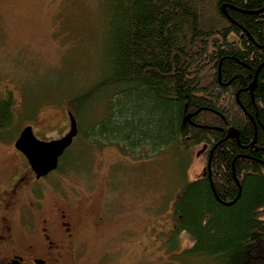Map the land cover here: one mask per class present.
I'll list each match as a JSON object with an SVG mask.
<instances>
[{
  "label": "trees",
  "instance_id": "16d2710c",
  "mask_svg": "<svg viewBox=\"0 0 264 264\" xmlns=\"http://www.w3.org/2000/svg\"><path fill=\"white\" fill-rule=\"evenodd\" d=\"M98 1L107 71L67 101L78 126L110 94L84 137L130 156L205 146L204 173L174 204L172 247L186 232L185 259L264 264V0ZM10 94L0 130L15 119Z\"/></svg>",
  "mask_w": 264,
  "mask_h": 264
},
{
  "label": "rangeland",
  "instance_id": "374dc122",
  "mask_svg": "<svg viewBox=\"0 0 264 264\" xmlns=\"http://www.w3.org/2000/svg\"><path fill=\"white\" fill-rule=\"evenodd\" d=\"M98 2L0 0V97L11 93L15 118L0 130V188L15 167L29 166L15 148L23 128L32 126L42 140L64 136L70 130L67 101L106 75ZM109 94L87 103L79 118L82 133L39 182L45 216L56 218V205L63 203L76 218L66 264H211L180 255L194 244L188 233L170 243L174 204L204 173L205 146L190 154L176 146L130 156L116 145H95L84 134L102 116Z\"/></svg>",
  "mask_w": 264,
  "mask_h": 264
},
{
  "label": "flooded vegetation",
  "instance_id": "af4514ba",
  "mask_svg": "<svg viewBox=\"0 0 264 264\" xmlns=\"http://www.w3.org/2000/svg\"><path fill=\"white\" fill-rule=\"evenodd\" d=\"M28 164L15 167L0 188V264H66L76 218L63 203L56 205L57 219L45 216L39 182L49 173L37 178Z\"/></svg>",
  "mask_w": 264,
  "mask_h": 264
},
{
  "label": "water",
  "instance_id": "95a60500",
  "mask_svg": "<svg viewBox=\"0 0 264 264\" xmlns=\"http://www.w3.org/2000/svg\"><path fill=\"white\" fill-rule=\"evenodd\" d=\"M255 85L256 78L250 84V88L254 90L256 87ZM68 116L70 117V130L58 139H39L34 133V128L30 125L25 126L16 139L15 148L20 152L22 151L26 156L37 178H42L54 170L59 163V157H61L67 148L73 144L78 134L79 126L76 116L71 112L68 113ZM187 118H189V116ZM230 136L237 137V134L235 131L231 130L229 137Z\"/></svg>",
  "mask_w": 264,
  "mask_h": 264
}]
</instances>
